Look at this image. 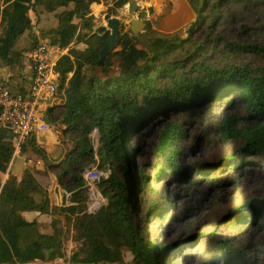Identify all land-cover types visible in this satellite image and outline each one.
I'll return each instance as SVG.
<instances>
[{
    "label": "trees",
    "instance_id": "trees-1",
    "mask_svg": "<svg viewBox=\"0 0 264 264\" xmlns=\"http://www.w3.org/2000/svg\"><path fill=\"white\" fill-rule=\"evenodd\" d=\"M111 1L0 0V62L11 66V71L23 67L26 52L35 45L34 41L26 50L17 49L19 39L32 27L31 11L53 13L57 20V26L40 32V38H48L62 50L71 44L85 45L62 54L54 66L65 102L50 113L61 109L59 120L72 133V148L64 154L57 175L60 185L66 179L67 205L51 206L48 190L35 177L37 170L24 169L19 179L4 178L14 149L10 130L0 122V264H58L59 259L63 264H101L91 263L94 248L106 251L111 261H117L126 248L133 264H163L162 246L147 239L145 229L133 221L134 187L138 185L142 194L154 192L145 170L136 176L132 171L138 158L151 154L154 183L166 173L180 174L178 155L188 118L220 97L226 98L224 106L231 107L236 100L246 111L241 117L229 114L218 125L221 140L239 141L227 159L235 165L240 152L264 156V72L236 64L205 63L196 50L199 44L192 50V59L181 54L166 56L168 50L160 40L150 55L128 30H121L117 49L99 62L109 32L91 29L89 6ZM206 3L188 0L193 12L203 18ZM74 19L79 20L77 25L72 24ZM226 44L229 51L264 58L261 44ZM212 46L216 48L217 43ZM86 66L91 68L89 77ZM177 115H187V119L179 122ZM36 151L48 158L45 150ZM94 167L107 177L95 182L104 201L89 213L85 210L88 181L83 174ZM157 202L155 196L150 197L147 208L152 211ZM24 211L52 215L53 232L42 233L35 220L24 218ZM69 240L76 243L71 258L65 249ZM81 254L84 258L80 259Z\"/></svg>",
    "mask_w": 264,
    "mask_h": 264
},
{
    "label": "rangeland",
    "instance_id": "rangeland-1",
    "mask_svg": "<svg viewBox=\"0 0 264 264\" xmlns=\"http://www.w3.org/2000/svg\"><path fill=\"white\" fill-rule=\"evenodd\" d=\"M124 1L126 2L112 0L109 5L94 4L98 8L90 5L88 17L91 29L108 26L105 18L108 14L119 18L120 34L121 30L130 32L127 20L135 15L143 26L140 33L135 32L136 40L141 43L145 40L150 48H154L161 39L145 34L153 29L158 18L149 20L144 17L141 0H136L138 9L130 14L129 2L126 11L123 9ZM186 4L191 16L171 31L188 22H193L194 28L185 41L177 40L178 43L168 45L166 56L181 54L190 59L195 58L192 50L199 44L200 47L196 50L205 63L215 66L236 64L247 66L258 73L264 72V58L259 54L232 52L226 47V43H258L264 46V0H207L204 18L195 14L187 2ZM109 8L114 11L111 12ZM30 16L32 27L19 39V50L28 49L34 41L36 44L41 39L40 32L57 26L53 13L31 11ZM78 22V19H74L72 24L77 25ZM105 31L110 32V29ZM214 42L217 43L216 48L212 46ZM84 47L83 43L71 44L64 50L67 54H72ZM116 49L114 47L112 52ZM12 69L14 73L17 72L16 67ZM84 72L88 77L92 73L89 66L84 68ZM223 98L208 102L188 118L185 140L181 142L178 155V163L183 168L180 174L166 173L154 183V157L151 154L145 159L138 158L136 169L132 171L136 176L137 172L145 170L149 186L154 192V195L149 191L142 194L138 185L134 187V206L130 205L133 221L145 229L147 239L162 246L160 256L163 264H264V156L240 152L235 158V165L227 159L232 148L239 146V141L221 140L218 125L227 115L241 117L246 111L242 104L236 105V100L232 101L234 105L231 107L224 106L226 98ZM61 111L58 109L50 113L53 125L43 136L40 134L39 139L52 136L55 145L61 147L62 153L54 160L60 157L63 159V155L73 145L69 127L59 120ZM186 116L177 115L176 119L182 122L187 119ZM150 122L157 120L151 119ZM36 142L34 145L40 146V141ZM39 146L36 148L43 149ZM60 162L61 160L49 165V170L56 176L60 170ZM18 164L20 166L21 162L16 159L15 166ZM65 182L66 179H63L64 184ZM154 196L158 202L151 211L147 208V200ZM51 197L55 198L53 190ZM68 202L69 194L62 193L60 205H67ZM65 244L67 256L71 258L76 245L68 241ZM94 250L91 263L133 264L132 254L126 248L117 261H111L104 250ZM83 256L81 254L80 259ZM57 263L63 264V260L59 259Z\"/></svg>",
    "mask_w": 264,
    "mask_h": 264
},
{
    "label": "built area",
    "instance_id": "built-area-1",
    "mask_svg": "<svg viewBox=\"0 0 264 264\" xmlns=\"http://www.w3.org/2000/svg\"><path fill=\"white\" fill-rule=\"evenodd\" d=\"M62 54H66L64 49L51 44L48 38H41L25 54L29 75L23 71L14 73L4 65L0 67V122L10 130L14 150L29 143L35 134L49 129V123L45 120L46 109L48 115L51 109L64 104L65 99L59 92L57 73L54 71ZM16 76L28 81L24 91L11 85V79ZM83 176L88 181L89 201L85 210L94 213L104 201L95 182L105 179L107 174L94 167L87 168Z\"/></svg>",
    "mask_w": 264,
    "mask_h": 264
},
{
    "label": "crops",
    "instance_id": "crops-1",
    "mask_svg": "<svg viewBox=\"0 0 264 264\" xmlns=\"http://www.w3.org/2000/svg\"><path fill=\"white\" fill-rule=\"evenodd\" d=\"M94 4H97V2H94ZM0 67H3L1 62H0ZM19 71L20 73L23 71L24 74L29 75L28 66L26 64L25 59L23 62V67L20 68ZM19 71H17L16 73H19ZM11 85L13 86V88L16 87L19 91H24L25 86L28 85V81L25 78L16 76L13 79H11ZM48 117L52 121L53 118L50 116V112H48ZM51 126L52 124H49V129L47 131L39 132L35 134L31 138L29 143H25L17 150H14L12 158L7 168V173H5L4 178L13 177L19 179L24 169L28 168L32 171L37 170L38 173L35 174V177L38 180V182L44 187H46V189L48 190L51 206H53V205H60L62 193H66V191L64 190V188L61 187L62 185L58 184L57 176L53 172H51V170H49L50 167L49 165L55 164L56 162L62 160L61 157L57 160H54L62 153L61 147L55 145L52 136L50 137L45 136L43 138L44 140H42V138L41 140H39L40 134L43 136V133L48 132ZM36 141H40L39 142L40 146L34 145ZM37 146L45 150V152L48 154V158H46L43 154L38 153L36 151ZM16 159L21 162L20 166L19 164L15 166ZM52 190L55 198L51 197ZM22 215L27 221L35 220L38 223L39 229L42 233L51 234L53 232V226L51 225V220L53 219L52 215L42 214L38 211H24ZM60 218L62 219V225H65L64 216L62 215L60 216ZM68 242L75 245V243L70 240ZM94 249H93V253H95Z\"/></svg>",
    "mask_w": 264,
    "mask_h": 264
},
{
    "label": "bare ground",
    "instance_id": "bare-ground-1",
    "mask_svg": "<svg viewBox=\"0 0 264 264\" xmlns=\"http://www.w3.org/2000/svg\"><path fill=\"white\" fill-rule=\"evenodd\" d=\"M128 2L129 1H124V11L127 9ZM141 2L144 17L149 20H152L155 17L158 18L153 29L145 34V36L151 38L153 36L159 39L164 38L167 36L169 30L173 29V27L191 16L185 0H141ZM91 6L98 8L94 3H92ZM129 20L132 30L136 33H140L143 27L141 21L137 19L135 15ZM145 39L149 40L148 37ZM144 42L146 41L144 40Z\"/></svg>",
    "mask_w": 264,
    "mask_h": 264
},
{
    "label": "water",
    "instance_id": "water-1",
    "mask_svg": "<svg viewBox=\"0 0 264 264\" xmlns=\"http://www.w3.org/2000/svg\"><path fill=\"white\" fill-rule=\"evenodd\" d=\"M129 1V7H128V12L131 14L133 11L138 9V4L136 2V0H126ZM186 2L188 3V0H186ZM105 18L107 19V23L108 26H99L97 28V32L100 34L101 32L105 31L106 29H110L109 35L106 38L105 42L103 43L100 51H99V59L98 61L101 62L105 56L108 53H113L112 50L113 48L116 46V42L120 36V20L117 17H110L108 14L105 15ZM127 28L130 30V36L134 39V41L141 47L145 48L146 50L149 51L150 55L154 54V48H150V44H148L147 42H140L136 40V33L134 32V30H132V26L130 23V20H127ZM194 28V23L193 22H188V23H184L181 26H179L178 28L174 29V30H170L167 33V36H165L164 38H160L164 44L166 49L168 48V45H174L175 43L178 42H172V43H167L168 40H171L172 38H178L181 42L185 41L189 34L192 32V29ZM156 42V41H155ZM155 44V43H154ZM47 109H46V115H45V120L49 123L53 125V122L49 119L48 115H47ZM94 135H96V131L94 132Z\"/></svg>",
    "mask_w": 264,
    "mask_h": 264
},
{
    "label": "flooded vegetation",
    "instance_id": "flooded-vegetation-1",
    "mask_svg": "<svg viewBox=\"0 0 264 264\" xmlns=\"http://www.w3.org/2000/svg\"><path fill=\"white\" fill-rule=\"evenodd\" d=\"M173 39H174V40H173ZM177 40H179V39H178V38H172V40H171V41H170V40H168V41H167V43H172V42H174V43H175Z\"/></svg>",
    "mask_w": 264,
    "mask_h": 264
}]
</instances>
